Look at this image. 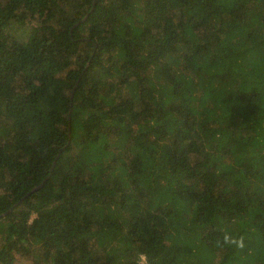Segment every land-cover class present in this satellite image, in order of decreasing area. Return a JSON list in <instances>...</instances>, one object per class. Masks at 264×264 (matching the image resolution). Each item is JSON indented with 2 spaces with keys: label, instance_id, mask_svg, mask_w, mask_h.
<instances>
[{
  "label": "trees",
  "instance_id": "16d2710c",
  "mask_svg": "<svg viewBox=\"0 0 264 264\" xmlns=\"http://www.w3.org/2000/svg\"><path fill=\"white\" fill-rule=\"evenodd\" d=\"M0 215V264H264V0H0Z\"/></svg>",
  "mask_w": 264,
  "mask_h": 264
},
{
  "label": "clouds",
  "instance_id": "9594fccd",
  "mask_svg": "<svg viewBox=\"0 0 264 264\" xmlns=\"http://www.w3.org/2000/svg\"><path fill=\"white\" fill-rule=\"evenodd\" d=\"M229 239H230V238H227V237H226V241L229 240ZM231 242H235V241H231ZM241 246H242V245H241ZM138 264H142V258L139 259Z\"/></svg>",
  "mask_w": 264,
  "mask_h": 264
},
{
  "label": "water",
  "instance_id": "95a60500",
  "mask_svg": "<svg viewBox=\"0 0 264 264\" xmlns=\"http://www.w3.org/2000/svg\"><path fill=\"white\" fill-rule=\"evenodd\" d=\"M70 115H71V114H70ZM55 164H56V161H55L54 165H55ZM45 182H46V181H45ZM43 185H44V183H43L41 186H39V187L33 189L32 191H36V190L40 189ZM0 216H1V215H0Z\"/></svg>",
  "mask_w": 264,
  "mask_h": 264
}]
</instances>
